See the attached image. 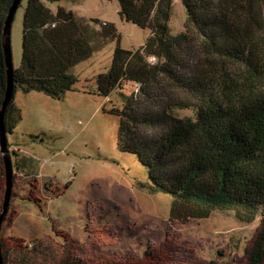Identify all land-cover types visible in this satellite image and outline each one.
<instances>
[{
  "label": "trees",
  "instance_id": "16d2710c",
  "mask_svg": "<svg viewBox=\"0 0 264 264\" xmlns=\"http://www.w3.org/2000/svg\"><path fill=\"white\" fill-rule=\"evenodd\" d=\"M14 1L0 0V109L7 86L3 28ZM117 1L121 20L151 35L128 51L114 25L95 21L102 46L116 47L109 70L94 78L95 90L84 92L120 96L122 107L108 111L119 123L117 149L147 171L142 189L172 199L171 222L208 219L218 210L233 211L245 223L259 218L245 259L264 264V0H178L187 16L177 35L169 25L175 1ZM84 28L72 11L59 6L53 12L42 0H28L15 94L62 100L74 92L79 80L71 70L95 53ZM129 83L138 91L126 96ZM176 110L193 115L180 117ZM21 121L13 98L4 115L8 136ZM0 164L3 177L1 154ZM63 235V244H56L64 251L60 264H86L72 259L77 248ZM24 243L1 237L3 264H38L42 242L34 241L31 250ZM147 257L132 264H146Z\"/></svg>",
  "mask_w": 264,
  "mask_h": 264
},
{
  "label": "rangeland",
  "instance_id": "374dc122",
  "mask_svg": "<svg viewBox=\"0 0 264 264\" xmlns=\"http://www.w3.org/2000/svg\"><path fill=\"white\" fill-rule=\"evenodd\" d=\"M27 1L11 28L14 69L21 65ZM42 2L53 12L59 6L72 11L95 53L71 70L79 82L62 100L17 90L14 103L22 121L8 136L11 154H17L16 159L12 155L14 187L7 213L13 216L3 223L1 237L21 239L30 250L34 241L42 242L38 264H60L64 251L56 244H63V234L77 248L67 253L86 264H132L145 253L146 264H246L245 251L260 219L245 223L233 211L218 210L208 219L171 222L172 199L142 189L139 183L147 181V171L135 157L117 149L119 123L108 111L122 107L120 96L84 92L95 90L94 78L109 70L116 47L114 42L102 46L96 32L101 26L95 21L114 25L120 47L128 51L143 47L150 31L122 21L117 0ZM186 16L183 4L175 1L169 23L173 35L185 30ZM137 91L129 83L122 93L130 96ZM176 113L193 115L192 110ZM1 174L0 170V214L6 191Z\"/></svg>",
  "mask_w": 264,
  "mask_h": 264
},
{
  "label": "water",
  "instance_id": "95a60500",
  "mask_svg": "<svg viewBox=\"0 0 264 264\" xmlns=\"http://www.w3.org/2000/svg\"><path fill=\"white\" fill-rule=\"evenodd\" d=\"M22 1L23 0H15L13 5L11 6L6 21L4 23L3 36H2L3 49L5 54L7 86H6L4 101L0 109V153L2 155V160L4 164L5 187H6L2 212L0 214V264H3L2 251H1V228L6 218V215L9 212L12 190L14 187L12 154L10 153L8 134L6 132V128L4 124V115L6 109L15 96V85H14V77H13L14 68H13L12 53H11V28L15 15Z\"/></svg>",
  "mask_w": 264,
  "mask_h": 264
},
{
  "label": "crops",
  "instance_id": "0c3cea01",
  "mask_svg": "<svg viewBox=\"0 0 264 264\" xmlns=\"http://www.w3.org/2000/svg\"><path fill=\"white\" fill-rule=\"evenodd\" d=\"M9 144H10L11 147H13V145H12L11 143H9ZM11 147H10V148H11ZM10 152H11V149H10Z\"/></svg>",
  "mask_w": 264,
  "mask_h": 264
},
{
  "label": "flooded vegetation",
  "instance_id": "af4514ba",
  "mask_svg": "<svg viewBox=\"0 0 264 264\" xmlns=\"http://www.w3.org/2000/svg\"><path fill=\"white\" fill-rule=\"evenodd\" d=\"M16 159V158H15ZM0 170H2V165L0 164Z\"/></svg>",
  "mask_w": 264,
  "mask_h": 264
},
{
  "label": "built area",
  "instance_id": "2783aa9c",
  "mask_svg": "<svg viewBox=\"0 0 264 264\" xmlns=\"http://www.w3.org/2000/svg\"><path fill=\"white\" fill-rule=\"evenodd\" d=\"M173 1H177V0H173Z\"/></svg>",
  "mask_w": 264,
  "mask_h": 264
},
{
  "label": "bare ground",
  "instance_id": "6f19581e",
  "mask_svg": "<svg viewBox=\"0 0 264 264\" xmlns=\"http://www.w3.org/2000/svg\"><path fill=\"white\" fill-rule=\"evenodd\" d=\"M15 154H16V152H15Z\"/></svg>",
  "mask_w": 264,
  "mask_h": 264
}]
</instances>
